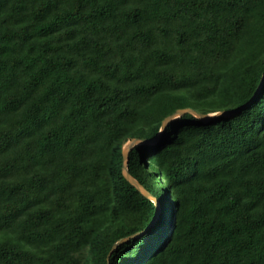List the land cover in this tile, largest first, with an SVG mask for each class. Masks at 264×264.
I'll return each instance as SVG.
<instances>
[{
  "label": "trees",
  "instance_id": "16d2710c",
  "mask_svg": "<svg viewBox=\"0 0 264 264\" xmlns=\"http://www.w3.org/2000/svg\"><path fill=\"white\" fill-rule=\"evenodd\" d=\"M263 73L264 0H0V264H264Z\"/></svg>",
  "mask_w": 264,
  "mask_h": 264
},
{
  "label": "water",
  "instance_id": "95a60500",
  "mask_svg": "<svg viewBox=\"0 0 264 264\" xmlns=\"http://www.w3.org/2000/svg\"><path fill=\"white\" fill-rule=\"evenodd\" d=\"M263 86H264V73H263L262 82H261V85H260L259 89H261ZM184 114H190V115L198 118L200 121L207 123V122H209L211 120H214V119H217V118L229 117L232 114H234V111L223 110V111H219V112H215V113L200 114V113H197L196 111H194L192 109H188V108L177 110L172 115L166 117L162 121L159 137L164 132L165 128L167 127V125L170 122H172L173 120L178 119L179 117H181ZM152 143H153V141H151V140L138 139V138L130 139L129 141H127L125 144L122 145L121 154H122V175H123V177L127 180V182H129L132 186H134L141 193V195H143L144 197L152 200L155 203L157 209H156L154 218H153L152 222L150 223V225L148 226V228L145 229L144 231L139 232L137 234H134V235H132V236H130L128 238L123 239L119 243L114 244L113 247H112V250L110 251V254L108 255V259L110 258L111 254L113 253L114 250H116L119 246H121L122 244H124L128 240H131V239H134V238H140V237L144 236L150 229H152L153 227L156 226L157 221L159 219V215H160V211H161V207H160L159 201L156 198H154L130 174L129 169H128L129 155H130L131 151L134 149V147H136L138 145H145V144H152Z\"/></svg>",
  "mask_w": 264,
  "mask_h": 264
}]
</instances>
